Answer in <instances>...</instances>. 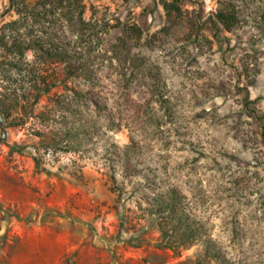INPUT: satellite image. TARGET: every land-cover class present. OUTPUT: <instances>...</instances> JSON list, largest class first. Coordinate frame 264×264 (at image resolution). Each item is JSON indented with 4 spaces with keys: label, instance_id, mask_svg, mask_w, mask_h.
Masks as SVG:
<instances>
[{
    "label": "rangeland",
    "instance_id": "374dc122",
    "mask_svg": "<svg viewBox=\"0 0 264 264\" xmlns=\"http://www.w3.org/2000/svg\"><path fill=\"white\" fill-rule=\"evenodd\" d=\"M72 2L12 0L0 19V39L83 69L33 49L28 73L0 67V100L17 102L2 119L0 264L58 235L83 264H264V0H81L83 22ZM170 196L201 234L176 251L159 228L176 223L149 206Z\"/></svg>",
    "mask_w": 264,
    "mask_h": 264
},
{
    "label": "trees",
    "instance_id": "16d2710c",
    "mask_svg": "<svg viewBox=\"0 0 264 264\" xmlns=\"http://www.w3.org/2000/svg\"><path fill=\"white\" fill-rule=\"evenodd\" d=\"M61 1V0H58ZM72 4L75 6V9H78V15L80 18V21H82V14H83V8L81 4V0H72ZM41 9H44L46 7V4H40ZM163 7L165 11L167 12V15L171 17L173 20L174 17H177L180 13L179 7L173 3H163ZM216 19L228 30L234 27L235 22H234V17L231 14H225L223 12H218L216 14ZM2 22V21H1ZM0 22V23H1ZM16 22H10L9 26L15 25ZM3 47L8 49L10 52L9 54L11 55L10 58L8 59H2L0 60V67L1 68H6L9 67L10 69H19V71H25L28 73L27 67H29V63L25 61V53L28 50H35L39 52L42 57L45 59L47 58H53V57H59L60 60L64 63L65 65V72L67 75H76L77 73H82L83 69L82 68H77L72 64V62L67 58V53L66 52H60L59 50L53 49V51L48 48V46L43 42L40 43V41L32 40L29 42L21 41L19 40L16 36H11L10 34L8 36L1 37L0 39ZM63 53V54H62ZM21 67V68H20ZM22 67L24 69L22 70ZM42 83H45L42 80ZM50 85V82L46 84V87ZM42 89V88H41ZM40 89V90H41ZM39 90V89H38ZM90 99H92L90 97ZM16 101V99L14 100ZM15 103H9L6 104L0 100V116L2 117L3 120H8V118L11 120L14 119V111L16 109V104ZM112 182L114 185H117V182L115 178H112ZM174 192L173 190L171 193ZM120 197V195L118 196ZM118 199V198H117ZM151 207L150 209L152 211H155L158 214L161 215H169L168 218L172 223H176L173 226V234L167 235V231L162 227L159 226L161 229V234L163 236V239L166 241V246L168 248H171L173 251H176L179 247H188L191 246L195 243H197L201 239V234L199 232V228L197 224H190L187 222L186 218L182 216V213L177 211V201L173 196H170L169 199L167 200H156L153 203L149 204ZM167 218V219H168ZM181 231L178 233V231ZM205 251H204V257H207L209 259H215L217 261L219 260L220 254L219 252L213 247V244L211 240H205ZM202 260H197V263H202L200 262Z\"/></svg>",
    "mask_w": 264,
    "mask_h": 264
},
{
    "label": "crops",
    "instance_id": "0c3cea01",
    "mask_svg": "<svg viewBox=\"0 0 264 264\" xmlns=\"http://www.w3.org/2000/svg\"><path fill=\"white\" fill-rule=\"evenodd\" d=\"M38 245V242L34 244L30 239L23 241L10 253L7 264H83L79 244L72 243L67 236L58 235L42 242L45 252L41 255L30 257V253L23 251L27 246Z\"/></svg>",
    "mask_w": 264,
    "mask_h": 264
},
{
    "label": "water",
    "instance_id": "95a60500",
    "mask_svg": "<svg viewBox=\"0 0 264 264\" xmlns=\"http://www.w3.org/2000/svg\"><path fill=\"white\" fill-rule=\"evenodd\" d=\"M11 3H12V0H9V6L8 8L0 15V19L3 18L11 9ZM0 130L2 132V136L0 137V143L2 141V139L4 138V128H3V120H2V117L0 116Z\"/></svg>",
    "mask_w": 264,
    "mask_h": 264
},
{
    "label": "built area",
    "instance_id": "2783aa9c",
    "mask_svg": "<svg viewBox=\"0 0 264 264\" xmlns=\"http://www.w3.org/2000/svg\"><path fill=\"white\" fill-rule=\"evenodd\" d=\"M146 264H149V263H146Z\"/></svg>",
    "mask_w": 264,
    "mask_h": 264
}]
</instances>
